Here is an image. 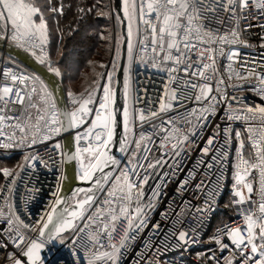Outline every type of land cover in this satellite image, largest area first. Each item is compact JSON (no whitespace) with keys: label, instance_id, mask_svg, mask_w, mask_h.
Instances as JSON below:
<instances>
[{"label":"snow or ice","instance_id":"snow-or-ice-1","mask_svg":"<svg viewBox=\"0 0 264 264\" xmlns=\"http://www.w3.org/2000/svg\"><path fill=\"white\" fill-rule=\"evenodd\" d=\"M118 3L119 7L112 10L117 12L116 25L107 36L101 32L100 39L115 42L114 67L116 57L122 52L121 46L126 50L127 63L121 65L124 71L122 112L117 111L113 72L107 71L103 62L99 67L107 72V81H104L103 72L95 70L97 62L89 60L88 64L93 67L92 76L85 74L84 77L87 87L67 92L70 110L59 106L53 92L40 77L17 74L11 68L3 71V80L0 81V137L6 139L0 141V147L31 149L61 132L75 130V150L61 152V162L74 161L76 178L92 182V187L74 192V205H68L59 192L54 193L56 199L50 205L51 210L35 225L24 223L16 215L9 196L5 194L8 212L0 207V219L6 220L7 228L4 229L6 237L0 236V247L7 249L11 245L13 250L5 253L0 264H44L43 250L57 242L60 245L70 242L74 258L83 249L87 264H119L123 251L146 227V209H153L160 196L157 185L147 202L144 201V186L151 177L145 174L141 178L139 169L145 173L149 169L155 171L166 156L171 155L175 162L185 152H191V145L196 142L193 138L204 132L209 120L221 111V106L223 123L213 121L210 134L199 148L201 156L177 189L182 196L184 190L193 188L194 198L202 195L203 203L208 207L193 206L187 201L177 205L173 227L165 233L160 244L146 243L142 246L146 252H137V264H163L162 249L169 246L183 248L196 242V229L191 225L185 227L184 221L189 216L193 220L197 217L202 219L211 209L210 202L225 179L224 161L229 157L228 149L233 142L236 147L232 198L227 207L235 209L242 223L236 226L223 224L209 237V242L221 253L231 248L230 255L223 257L222 264H264V103L247 104L243 95L229 92V89L233 93L242 92L243 82H248L252 84L250 90L264 101V72L249 69L246 64L241 65L243 72L234 69L232 62L238 57L239 48L229 47L250 46L244 32L253 25L248 22L240 28V23L249 15L253 20L258 17L264 19V0H118ZM66 7L69 5L64 0H0V41H7L23 50L40 64L47 63L50 73L61 76V69L54 66L48 45L51 21H55L57 31L63 34L59 25ZM253 9L256 10L254 15ZM87 11H92V8ZM112 11H101L98 15L111 21ZM85 14L84 7H77L75 18L82 20ZM225 21L232 22L227 31L212 27L213 24L224 26ZM121 25H126V34L115 31ZM260 27L264 28V24ZM73 31L75 29L69 26V34ZM217 57H226L230 62L225 68L227 79L218 68ZM136 62L168 72L170 82L179 79L174 75L178 70L185 73L187 79L182 87L165 85V94L160 98L158 109H138L135 105L139 97L134 99L130 89V69ZM193 77L197 78L195 82L191 79ZM233 77L237 83H232ZM192 98L196 106L168 116L180 102ZM17 105L23 119L7 114ZM30 110H35L34 118ZM5 121L10 122V135L3 130ZM238 121L244 122L242 130L233 127V122ZM145 123L150 125V132L143 131ZM121 124L123 132L117 150L128 156L124 168L119 167L121 161L112 154L110 147ZM138 126L141 131L137 136ZM148 144L158 147L159 159L148 161L144 154L151 152ZM54 147L60 149L61 144L57 141ZM209 156L210 159H204ZM36 162L45 164L38 153L25 154L24 163L18 167L23 169L27 164L35 168ZM200 166H203V171ZM170 170L175 174V169ZM0 173L5 180L11 181L0 186V191L6 188L10 194L18 173L14 175L9 167H0ZM104 187L108 188L106 198L85 221L96 192ZM79 193H85L83 199L78 198ZM161 215L168 218L166 212ZM77 221L83 223V227L77 229ZM176 223H179V228ZM160 227L159 223L153 224V232L158 234ZM28 232L35 235H28ZM198 258L221 264V259L214 252L198 254ZM76 264H80L79 260Z\"/></svg>","mask_w":264,"mask_h":264},{"label":"built area","instance_id":"built-area-1","mask_svg":"<svg viewBox=\"0 0 264 264\" xmlns=\"http://www.w3.org/2000/svg\"><path fill=\"white\" fill-rule=\"evenodd\" d=\"M110 6L113 10L112 0H110ZM252 14H256L255 9H253ZM248 22H251L253 26L248 28V30L244 32V38L249 41L250 46H229L239 48L238 57L232 62V67L238 71L243 72L244 69L241 68V65L246 64L249 69L255 68L257 71L264 72V47H262V44H264V28L260 27L261 24H264V19H260L258 17L257 19L253 20L252 15H249L246 21H241L240 28H243L244 25ZM212 27H219V30L221 32H224L232 27V22L225 21L224 26L213 24ZM4 42L7 43V41ZM19 50L21 51V49ZM48 51L50 52L49 45ZM33 59L35 60V58ZM52 61L54 63V66L60 68V65L57 62H55L54 60ZM217 61L220 72L224 74L225 79H227L225 68L229 65L230 62L226 59V57H217ZM41 65L46 68V70H48L47 63ZM105 65L107 71L113 72V86L115 67L113 66V62L110 61H108ZM168 66L170 67L171 64H169ZM5 68H11L17 74L23 73L29 77H39V75L31 72L23 64L21 65L11 56L0 51V81L3 80V71ZM100 72L104 73V81L106 82L107 72L103 68ZM174 75H176L179 79L170 82L168 72L160 71L158 69L151 68L150 66H141L138 62L133 63L130 69V89L132 91L134 99L135 97H139V100L135 105L136 108L144 110L158 109L160 98L165 94V85H168L169 88L177 86L182 87L184 80L187 79L185 73L179 70L174 73ZM58 79H60V76L58 77ZM191 79L193 80V82L197 80V78L194 77ZM232 83H237L235 77H233ZM243 83L244 87L242 92L236 91L235 93H233V91L229 89L230 94H235L236 96L243 95L244 102L247 104L255 105L257 103H264V101H261L259 96H257L250 90L252 84H249L248 82ZM254 83L255 81H253V84ZM213 87H215L214 83ZM48 88L51 92H53L52 88H50L49 86ZM64 92L66 106L70 110L71 105L68 102L67 96L68 90L65 91L64 89ZM194 106H196L194 98L184 99L177 105V107H175L168 113V116H175L177 112L182 113L185 109H190ZM222 107L223 106H221V111H219L215 117H212L209 120L208 124L205 126L204 132L199 133L193 138L196 142L191 145V152H185L181 157L177 158L175 162L172 159L171 155L166 156L164 158V161H162L161 166L155 171L149 169L148 172L145 173L143 169H139V171L141 172V178H143V175L145 174H149L151 177L144 186V201L147 202L148 198L152 195L153 188H156L157 185H159L160 196L155 201V207L153 209H146V227L142 232L137 233V239L135 241H131L128 248L123 251L120 257L119 264H137L139 260L137 252H146V250L142 248L144 244H160L161 240L165 238V233H167L169 229L173 227V223L176 220L174 213L178 210L177 205L182 204L184 201H187L190 202L193 206L202 205L204 207H208L207 205H204V198L202 195L200 196V198H194L193 188L189 187L184 190L182 196L178 194L177 189L180 186V181H182L188 175L189 170L193 167V165L196 164L197 159L201 156L199 148L203 146L204 141L207 139V135L210 134L211 128L214 126L213 121H215L216 123H223L221 121V117L223 116ZM30 111L33 113L34 118L35 110ZM7 114L12 116H21V119L24 118L21 115L19 105H17L12 112ZM9 123L10 122L8 121L4 122L3 130L5 131L6 135H10L12 132V129L9 127ZM137 124H139V122H137ZM233 127L242 130L244 128V122H233ZM70 131L74 151L75 130ZM140 131L141 129L138 126L136 128L137 136L139 135ZM143 131H151V127L148 123L144 124ZM17 135H19L18 132ZM5 139L6 137H0V141H4ZM63 140L64 135L61 132L51 140L46 141L42 144L34 145L31 149L27 147L7 149L0 147V159H14V166L16 167L13 170V174L16 175V173H18V175H16V182L13 186L12 192L8 194L6 188L0 191V207H3L5 213L8 212V208L4 200V195L7 194L9 196V201L16 212V215H18L20 219L24 221V223L35 225L36 221L40 220L42 216L46 218L45 213L51 210L50 205L56 199L53 194L60 192V186L64 178L65 162H61L60 155L61 152H64ZM57 141L61 144L60 149H55L54 147ZM235 147V142H233V144L228 149L229 157L226 161H224L223 166V175L225 179L222 182V187L217 189V195L210 202L211 209L205 212L202 219L197 217L195 220H193V218L189 216V218L184 221L185 227L191 225L192 228L196 229V242L190 245H185L183 248L174 249L169 246L166 249H162L160 255L163 264H215L214 261L207 262L202 258H198V254L207 255L210 252H214L217 257L221 259L222 264L223 257L230 255L231 248L221 253L218 248H216L209 242V237L214 234L216 230L223 224L236 226L237 223H242V220H240L236 216L235 209L227 207V204L232 198L231 186L233 183L232 170L235 160ZM148 148L151 149V152L144 153L148 156V161L152 162L155 159H159L160 150L158 149V147H154L152 144H148ZM37 153L44 158L45 164L36 162L35 168H32L27 164H25L23 169L18 167L20 164L24 163L25 154ZM204 159L208 160L210 159V156L205 157ZM120 161L121 164L119 167L124 168L127 164L128 156L122 153L120 155ZM170 168L175 169V174H173V171H171ZM76 170V164L74 162L75 177ZM200 170L203 171V166H200ZM165 173H167V176H165ZM197 179H199V176L197 177ZM212 179L214 181L215 177H213ZM76 180L80 181L77 178ZM7 183H11V181L5 180L4 178V180L0 182V186ZM213 186L215 185L213 184ZM107 190V187H104L102 191L98 190L92 202V207L88 210L84 217L85 221H87L88 215H92L95 212L96 206L102 204L103 200L106 198ZM133 207H135V203L133 204ZM165 212L168 214V218H165L161 215ZM76 223L77 229L79 227H83V223H81L80 221H77ZM155 223H159L161 226L158 234L154 233L152 229V225ZM0 226H2L0 227V236L6 237L4 229L7 228V223L5 219H0ZM176 227H180L179 223H176ZM27 234L35 235L31 232H28ZM104 243L105 246H107L106 240ZM12 250L13 249L11 245L7 249L0 247L1 259L4 257L7 251ZM43 260L44 264H76L77 260H79L80 264H87V261L84 259L83 249H81L78 257L74 258L72 256L70 242L65 245H60L57 242L55 247L50 249Z\"/></svg>","mask_w":264,"mask_h":264},{"label":"trees","instance_id":"trees-1","mask_svg":"<svg viewBox=\"0 0 264 264\" xmlns=\"http://www.w3.org/2000/svg\"><path fill=\"white\" fill-rule=\"evenodd\" d=\"M59 2V0H57ZM64 3L66 5H69V7L65 8V14L60 19V29H62V35L60 31H57V25L55 28V33L52 35L50 33V42L49 47L51 46L53 51L58 50L59 54L61 55L59 60H54L57 62L60 66L65 67L67 66V73H69V78L73 80V90L80 91L84 86H87L85 83V74H87L89 77L92 76V67L88 64L89 59L93 57V55L96 54H102L103 50V44L102 40L98 37V29H96V25L98 22L101 21L99 18L95 15L98 11L99 4L98 0H64ZM96 7H93V6ZM77 7H84L86 9V14L84 16V19L77 20L75 18L76 16V9ZM92 8V11L88 12L87 9ZM97 11V12H96ZM93 25V27H92ZM69 26L71 28L75 29L71 34H69ZM86 27H88L90 30H93L92 35H88V31L86 30ZM81 36H83L84 39H86V43L84 42V39L81 40ZM50 49V48H49ZM76 51V53L79 55L80 51L85 52L83 53V56H80L79 59L76 61L75 64L69 63L67 57L70 54V51ZM51 55V53H50ZM92 56V57H90ZM53 60V59H52ZM92 60V59H91ZM96 70V66H95ZM67 78L66 75L64 77H60V82L63 87V80ZM74 82H79L78 84L81 85L78 87V85L74 86ZM65 89V88H64ZM1 162H5L9 165H13L15 163L14 159L11 160H5L0 159ZM3 177V176H2ZM1 257V252H0Z\"/></svg>","mask_w":264,"mask_h":264},{"label":"water","instance_id":"water-1","mask_svg":"<svg viewBox=\"0 0 264 264\" xmlns=\"http://www.w3.org/2000/svg\"><path fill=\"white\" fill-rule=\"evenodd\" d=\"M112 7L113 9H117L119 7L118 0H112ZM117 15V12L114 11ZM122 15V13H119ZM120 34H126V25L119 26ZM122 52L118 56L115 66V75L113 86L117 90L116 92V101H117V111L122 112L123 107V84H124V71L121 67L122 64L127 63V55L126 50H124V46H121ZM0 51L4 52L11 56L15 61H18L21 65L23 64L27 69L33 72L45 82L50 88H52L53 93L57 101L59 102L60 107H67L65 102V92L64 88L58 77L55 74H52L46 70L41 64H39L36 60H34L31 56L27 53L20 51L19 49L13 47L8 42L5 43L4 41H0ZM122 119V117H121ZM71 131H64L62 132L64 135L63 145H64V152L67 153L69 150L73 151L72 145V136L70 134ZM123 132L122 124L117 129L116 138L114 140L113 145L110 147L112 148V154L116 156L117 159L120 160V153L117 149L119 148V137ZM92 187V182H85V181H77L75 174H74V161L68 162L65 161V170H64V178L62 184L60 186L59 195L64 197L67 201L68 205H74L75 198H73V193L76 192L80 188H89ZM98 192V191H97ZM96 192V193H97ZM80 199H83L85 193H79ZM63 205H61L62 207ZM57 243L48 245L42 252V258L46 256V254L50 251L51 248L55 247Z\"/></svg>","mask_w":264,"mask_h":264},{"label":"rangeland","instance_id":"rangeland-1","mask_svg":"<svg viewBox=\"0 0 264 264\" xmlns=\"http://www.w3.org/2000/svg\"><path fill=\"white\" fill-rule=\"evenodd\" d=\"M98 4H99V8L97 10L98 12L96 11L97 13L95 15L101 21L100 22L97 21L98 23L95 24V25H96V29H98V31H96V33H98L97 35H99L98 37L100 38V33L101 32H104V34L107 36L109 32L113 31V27L116 25V21H115L116 14L114 13V11H112V8L110 6V0H98ZM101 11H104V12L112 11V20L110 21L106 17L98 15V13L101 12ZM92 27H93V25H92ZM50 28H51V34L54 35V33H55L54 30L56 28L55 21H51L50 22ZM86 30L88 31V35H92L91 33H93V30H90L88 27H86ZM115 31L120 34L119 27H116ZM83 39H84L83 36H81V40H83ZM49 42H50V40H49ZM84 42L86 43V39H84ZM102 44H103V50H102L103 52H102V54H96V55H93V57L90 56V57H92L91 59L93 61L97 62L96 71H98V72H100L101 69H102V68L99 67V63L100 62H103L104 64H106L108 61L113 62L112 58L114 56H116L115 42L114 41L102 40ZM49 48H50L49 50H50V53H51V58L53 60H59L58 58H60L61 55L59 54L58 50L56 52V50L53 51L51 46ZM83 53H85V52H81L80 51V53L78 55L76 53V51H73V50L70 51V54L67 57L69 63L70 64L71 63L75 64L76 61L79 59V57L83 56ZM117 58L118 57H116V61H117ZM91 59H89V60H91ZM60 69H61V73H62V75L60 77H64L65 75L67 77V78H65L62 81L63 82V88H65V91L69 90V89H73V84H72L73 80H71L69 78V76H68L69 73H67L68 67L67 66H65V67L60 66ZM78 83L79 82H77V83L74 82V86L78 85V87H79L81 85V82H80V84H78ZM84 87H87V86H84ZM14 164L15 163H13V165L12 164L9 165V164H7L5 162H1L0 161V167H9L12 170H14V168L16 167V166H14ZM232 173H233V170H232ZM2 176H3V174L0 173V182L2 180H4V177H2ZM0 259H1V257H0Z\"/></svg>","mask_w":264,"mask_h":264}]
</instances>
